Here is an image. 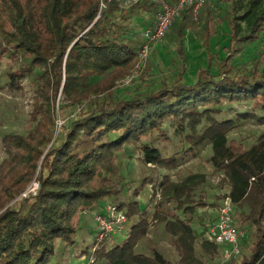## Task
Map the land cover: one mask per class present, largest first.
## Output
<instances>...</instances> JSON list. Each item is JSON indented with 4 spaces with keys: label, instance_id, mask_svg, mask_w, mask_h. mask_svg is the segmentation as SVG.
Listing matches in <instances>:
<instances>
[{
    "label": "trees",
    "instance_id": "16d2710c",
    "mask_svg": "<svg viewBox=\"0 0 264 264\" xmlns=\"http://www.w3.org/2000/svg\"><path fill=\"white\" fill-rule=\"evenodd\" d=\"M127 1L0 0V58L18 65L5 73L3 87L16 92L26 78L38 83L29 114L31 128L23 135L6 134L0 142V264H57L58 245H75L82 214L123 190L117 161L126 147L138 150L145 165L171 170L195 158L203 145L210 146L207 162L227 184L242 222L254 230L248 254L238 264H264V132L248 148L228 137L241 120L264 125V52L244 74L224 69L216 76L200 70L195 81L186 84L182 71L148 94L118 99L116 83L135 67L143 44L130 40V20L140 12L155 17L160 0H137L124 7ZM206 5L199 17L205 26L210 15L203 9ZM189 17L193 19L185 11L180 20L174 19L176 37L195 23ZM236 21L245 24L237 42H254L260 34L264 38V0L247 1L246 10L232 22V38L241 29ZM59 93L60 110H78L57 128ZM224 104L250 111L219 120L214 114H220ZM167 122L175 125L187 146L165 157L154 141L168 140ZM204 181L203 174L179 182L164 176L153 188L159 201L149 221L147 206L135 201L116 204L128 220L136 216L137 222L120 243L114 237L112 244L110 238L94 242L92 260L86 264L213 263L221 256V246L203 240L192 227L197 208L204 206L195 202L194 192ZM32 182L37 189L25 195ZM155 222L163 224L171 238L174 263L156 251L136 252Z\"/></svg>",
    "mask_w": 264,
    "mask_h": 264
},
{
    "label": "rangeland",
    "instance_id": "374dc122",
    "mask_svg": "<svg viewBox=\"0 0 264 264\" xmlns=\"http://www.w3.org/2000/svg\"><path fill=\"white\" fill-rule=\"evenodd\" d=\"M248 0H215L207 3L204 8L209 9V21L205 26L204 19L199 20V16L194 20L189 19L194 23L191 27L182 29L179 37H176L175 21L167 30L165 36L156 44L150 46L148 61L143 70L132 77V71L122 80L116 83L114 94L118 99H129L138 94H148L163 84L171 83L183 71V81L186 84H191L195 81L196 75L200 70H208L211 74L219 76L224 69H231L232 73L244 74L252 70L257 61L262 57L260 54L264 52V38L259 35V38L251 43L237 42V39L245 33V24L241 21H236L240 25V31L235 38H232L231 27L234 18H238L247 8ZM235 4V5H234ZM129 2L124 7H128ZM155 10V9H154ZM192 17V16H191ZM198 19V20H197ZM178 20H180L178 18ZM154 22V13L147 14L140 12L130 20L128 36L133 42L142 40V35L145 30L151 28ZM188 25V23L186 22ZM139 52V51H138ZM138 62V58H137ZM18 65L14 64L8 57L0 58V142L6 134H25L30 128L29 114L32 111L35 100V89L38 83H33L32 78H26L21 82V91H8L3 85L6 82L5 73L8 71L17 70ZM133 70V69H132ZM60 97V98H59ZM63 96L61 93L55 101V121L58 128L64 122L67 123L77 114L76 108H65L60 110ZM221 113L214 114V117L219 120L234 119L235 114L239 112L250 111L249 107L238 105H222ZM232 110V111H231ZM258 114H262L258 112ZM164 130L168 136L167 141L156 139L155 146H158L163 156H171L174 153L180 152L186 148L183 138L176 133L174 124L167 122ZM264 132V125H258L253 120H241L235 124L234 129L229 133V139L240 142L245 148H248L256 138ZM211 151L209 145L201 146L196 153L195 158H186L183 163L177 168L165 169L162 167L148 166L140 160L138 150L133 147H126V150L121 153L118 158L120 174L124 176V188L119 195L123 198L119 201L115 197H111V203L118 204L131 200L130 196L140 201L139 205L155 207V203L159 201V194L152 195L155 187L161 182L164 176L170 178L172 182H179L191 174H203L205 181L199 185L195 192V202L204 204L197 208V213L192 217V227L199 232L206 230V226L212 221V208L218 206L228 191L226 183L221 181L220 173L213 170L212 166L207 162ZM183 157L182 155H180ZM4 154L0 149V162L3 160ZM145 182L144 187L141 184ZM34 188V182L27 189ZM125 200V201H123ZM200 200V201H199ZM103 203V200L100 202ZM174 204L171 203L168 208L173 209ZM207 207L208 211L200 212L199 209ZM153 213V212H152ZM150 215V214H149ZM94 217V216H93ZM94 219V218H93ZM233 219L238 230L244 233V238L239 245V254L236 258H223V251L226 247H221V256L213 263L209 264H227L230 261L238 264L243 255L248 254V246L251 242L254 230L248 224L242 222L239 211L234 208ZM151 220V219H150ZM207 220V221H206ZM214 220V219H213ZM131 221V220H130ZM95 223V221H94ZM96 227V223H95ZM129 228L127 229L128 232ZM126 232V233H127ZM118 243L126 239L124 235H114ZM111 239V238H110ZM110 244L115 242L110 240ZM94 243V238L92 244ZM91 244V245H92ZM62 250V245H58ZM84 250L83 255L75 256L74 252ZM91 246L85 251L82 244L68 247L70 256L61 255L66 261L63 264H86L91 262ZM159 252L171 263L176 262L177 255L171 245V238L163 231V224L151 223L147 235L142 239L136 248L137 253L151 255L152 252ZM65 252V251H63ZM62 252V253H63ZM87 252V253H86ZM81 260L75 261V259ZM73 259V260H72ZM55 263L58 262L56 259ZM96 264H105L98 262Z\"/></svg>",
    "mask_w": 264,
    "mask_h": 264
},
{
    "label": "built area",
    "instance_id": "2783aa9c",
    "mask_svg": "<svg viewBox=\"0 0 264 264\" xmlns=\"http://www.w3.org/2000/svg\"><path fill=\"white\" fill-rule=\"evenodd\" d=\"M136 1L137 0H128L126 3H135ZM214 1L215 0H160L156 2L157 8L153 26L145 30L142 35L143 44L137 53L138 62L132 70V77L137 76L146 66L150 46L162 40L174 19L178 18L185 11H189L190 15L195 20L203 5ZM36 189L37 184L34 183V188L29 190L28 194H33ZM227 194L228 192H226L219 204L216 218L206 225V230H201L197 233L203 240L215 243L221 247H226L227 250L223 251V258L225 260L238 256L239 245L244 238V233L238 230L234 223V206ZM93 216L96 223L94 242H100L105 238L114 237V235H124L127 237L128 219L125 212L119 210L115 204L107 203L101 212L95 213ZM91 251H93V249H91Z\"/></svg>",
    "mask_w": 264,
    "mask_h": 264
},
{
    "label": "crops",
    "instance_id": "0c3cea01",
    "mask_svg": "<svg viewBox=\"0 0 264 264\" xmlns=\"http://www.w3.org/2000/svg\"><path fill=\"white\" fill-rule=\"evenodd\" d=\"M123 176V175H122ZM124 177V176H123ZM228 192V191H227ZM131 200H127L126 202L128 201H135V202H138L140 203V201L137 199L138 197H135L134 199L131 197V195H129ZM123 198L122 195H118L116 197V199H118L119 201L121 200V198ZM111 199L110 198H105L103 200V203H100L99 205L95 206L94 208L90 209L89 211L85 212L82 214L81 216V220H80V225H79V230L77 232V235H76V239H75V245L74 246H77L79 243L82 244V246L85 248V251L89 248V245L91 246L92 244V240L94 238V235L96 233V227H95V223H94V219H93V215L95 213H98V212H101L104 208H105V205L107 203H111ZM125 201V200H123ZM219 205L218 206H215L213 207L212 211L210 212L212 216H209L211 217V219H215L216 216H217V209H218ZM208 210H211V209H208L207 207L205 208H201L199 209L200 212L203 211V213H205L206 211ZM205 211V212H204ZM147 217H148V221L151 219L152 217V212H154V209L151 208V206L149 205V207L147 208ZM207 213V212H206ZM150 214V215H149ZM131 220V221H130ZM130 220H128V223H127V229L130 228V226L134 223L137 222V217H133L131 218ZM207 221V220H206ZM206 226V224H205ZM201 231V230H200ZM196 232V231H195ZM198 233V232H197ZM196 233V234H197ZM73 246V247H74ZM72 247V248H73ZM65 251V252H63ZM84 250L82 249L80 252H74L75 256L77 257L78 255H83V252ZM63 252V253H62ZM83 252V253H82ZM87 253V252H86ZM65 255V256H70L69 254H71L69 251H68V248H65L63 249V246H62V250H60L59 248L57 249V257L56 259H58V263L57 264H63L66 260L65 259H62L61 258V255ZM73 260V259H72ZM81 260V257L79 259H75V261H79Z\"/></svg>",
    "mask_w": 264,
    "mask_h": 264
}]
</instances>
